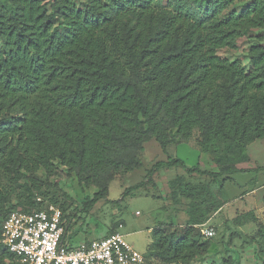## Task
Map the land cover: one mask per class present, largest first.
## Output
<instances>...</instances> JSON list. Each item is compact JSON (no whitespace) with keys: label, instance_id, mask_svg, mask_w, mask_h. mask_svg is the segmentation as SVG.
Instances as JSON below:
<instances>
[{"label":"trees","instance_id":"1","mask_svg":"<svg viewBox=\"0 0 264 264\" xmlns=\"http://www.w3.org/2000/svg\"><path fill=\"white\" fill-rule=\"evenodd\" d=\"M258 29L264 0H0V264H17L1 243L7 214L47 207L36 204L33 188L67 220L66 203L42 192L36 177L41 169L56 173L54 161L99 190L85 213L107 198L119 174L143 167L147 142L166 152L173 131L181 144L196 138L218 172L168 155L150 175L182 168L222 178L226 190L236 176L264 172L238 167L249 162V146L264 140V45L250 48L249 68L219 54ZM17 187L26 193L11 205ZM169 187L175 200L190 201L188 220L179 228L160 223L149 256L197 264L211 246L201 241V226L218 207L205 184L179 176ZM259 226L255 252L264 264ZM236 258L222 264H240Z\"/></svg>","mask_w":264,"mask_h":264},{"label":"rangeland","instance_id":"2","mask_svg":"<svg viewBox=\"0 0 264 264\" xmlns=\"http://www.w3.org/2000/svg\"><path fill=\"white\" fill-rule=\"evenodd\" d=\"M75 2L80 5L82 0ZM254 44L264 45V29L253 30L240 39L236 50L226 49L219 54L231 61L240 60L249 68L250 48ZM172 136L174 144L166 152L156 140L147 142L142 156L143 167L130 174H119L110 183L107 198L98 201L88 213H85L84 209L87 201L93 199L99 191L96 187L81 184L77 176L68 172L59 161L52 162L58 170L56 173L51 174L45 169L36 173V177L40 180L41 191L51 193V197L56 195L60 202H65L68 207L65 212L68 225L66 243L76 246L108 236L112 231H119L126 242L145 255L146 264H164L148 253L153 242V230L158 228L160 223L172 228L184 226L188 220L190 201L175 200L171 196L172 190L169 187L170 181L179 177L184 169L177 168L171 172L162 170L153 175L149 172L156 163L166 161L168 155L183 160L188 168L200 166L202 170L212 171L210 168L211 162L213 163L212 158L208 156L206 159V155L197 147L196 138L187 144H181L183 140L175 131L172 132ZM261 146L258 150L264 148V142ZM261 155L260 158L264 160V150ZM244 164L238 167H246L247 165ZM248 166L264 167L259 166L257 161ZM215 172H218V168ZM254 175H245L243 178L236 176L237 182L233 185L227 184L226 190L222 189V178L213 181L210 177L196 174L185 177V182L205 184L213 194L218 207L209 220L201 226V241H207L211 246L206 256L197 258V264L212 262L222 264L226 258L234 256H238L236 259L240 264H261L256 256L254 242L261 229L260 223L264 224V200L261 194L250 193L255 187V185L250 186L252 181L258 179V177L254 178ZM257 175L264 183V172ZM20 183L29 185L30 182L25 179ZM33 189L36 204L41 207L54 205L50 204L48 198L40 195L38 189ZM18 193L25 194L24 187H17L11 205L18 204L19 200L16 197ZM63 194L69 195L70 199H64ZM250 213H255L259 222H247L251 221ZM203 231L214 234L207 235Z\"/></svg>","mask_w":264,"mask_h":264},{"label":"built area","instance_id":"3","mask_svg":"<svg viewBox=\"0 0 264 264\" xmlns=\"http://www.w3.org/2000/svg\"><path fill=\"white\" fill-rule=\"evenodd\" d=\"M66 230L65 215L57 206L30 212L14 209L3 221L1 243L17 264L145 263V256L126 242L119 231L74 246L66 243Z\"/></svg>","mask_w":264,"mask_h":264},{"label":"crops","instance_id":"4","mask_svg":"<svg viewBox=\"0 0 264 264\" xmlns=\"http://www.w3.org/2000/svg\"><path fill=\"white\" fill-rule=\"evenodd\" d=\"M262 142H264V140L256 141L255 143H253L252 145L249 146L248 154H249L250 160H249V162L244 164V166L245 165H247V166L243 167V168H245V169H254L256 166L255 167H249L248 165L249 164H254V163H256V161H257V164L259 166H264V160L260 158V157H262L261 154H262L264 148L262 150H260V148H259V150H258V147H262L261 146ZM169 149H170V147L167 148V151ZM206 156H205V158L207 159L208 155H206ZM173 169L177 170V168H172V169L165 170V171L171 172ZM210 169H212V172H215L217 167H216V165L214 163L211 162V168ZM175 170H173V171H175ZM187 175L188 174L185 171H182V173L179 176L186 177ZM255 177H258L257 186H255L254 189L252 190V192H250V193L255 194V195L261 194L262 195V199L264 200V183H263V181L259 180L261 177H259L257 174L254 175V178Z\"/></svg>","mask_w":264,"mask_h":264}]
</instances>
